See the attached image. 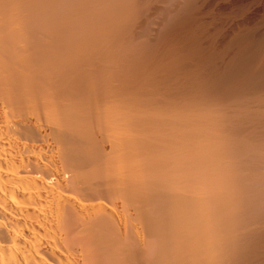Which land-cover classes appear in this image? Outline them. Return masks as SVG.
Returning a JSON list of instances; mask_svg holds the SVG:
<instances>
[{
  "label": "bare ground",
  "instance_id": "obj_1",
  "mask_svg": "<svg viewBox=\"0 0 264 264\" xmlns=\"http://www.w3.org/2000/svg\"><path fill=\"white\" fill-rule=\"evenodd\" d=\"M215 2L0 0V264H264V42L183 62Z\"/></svg>",
  "mask_w": 264,
  "mask_h": 264
},
{
  "label": "rangeland",
  "instance_id": "obj_2",
  "mask_svg": "<svg viewBox=\"0 0 264 264\" xmlns=\"http://www.w3.org/2000/svg\"><path fill=\"white\" fill-rule=\"evenodd\" d=\"M204 19L216 28V40L207 41L196 55H186L183 62L191 61L190 66H227L240 39L264 42V0H216L206 9ZM166 60L163 55L158 65H184Z\"/></svg>",
  "mask_w": 264,
  "mask_h": 264
}]
</instances>
